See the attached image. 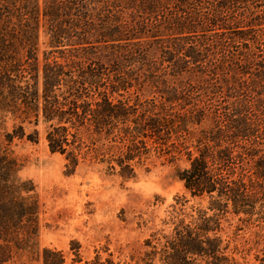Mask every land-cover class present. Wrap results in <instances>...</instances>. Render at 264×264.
<instances>
[{
	"label": "trees",
	"instance_id": "obj_1",
	"mask_svg": "<svg viewBox=\"0 0 264 264\" xmlns=\"http://www.w3.org/2000/svg\"><path fill=\"white\" fill-rule=\"evenodd\" d=\"M8 114L42 118L50 151L73 167L102 139L107 152L95 151L123 177L153 150L186 158L177 175L208 205L148 239L145 262L238 264L233 220L264 221V0H0ZM25 136L19 125L0 146V264H65L62 251L40 252L35 186L7 151Z\"/></svg>",
	"mask_w": 264,
	"mask_h": 264
},
{
	"label": "rangeland",
	"instance_id": "obj_2",
	"mask_svg": "<svg viewBox=\"0 0 264 264\" xmlns=\"http://www.w3.org/2000/svg\"><path fill=\"white\" fill-rule=\"evenodd\" d=\"M48 42L49 35L41 28L40 58L49 49ZM1 118L0 146H5L7 132L19 125L25 129L26 136L16 137L7 151L19 164L17 176L35 186L39 250L62 251L65 264H164L158 259L145 262L150 249L146 241H161L176 216L188 218L208 205L206 197H193L177 175L189 165L186 158L176 160L153 150L143 164L131 160L135 173L123 177L118 166L109 169L106 153L102 157L95 151L107 152L102 139L82 149L79 164L73 167L65 155L50 151L42 118L38 124L34 118L22 121L11 114ZM180 208L183 213L177 215ZM232 223L231 246L237 248L233 254L238 264H264V221L246 226L235 218ZM237 225L242 227L235 232ZM19 264L42 263L25 254Z\"/></svg>",
	"mask_w": 264,
	"mask_h": 264
}]
</instances>
